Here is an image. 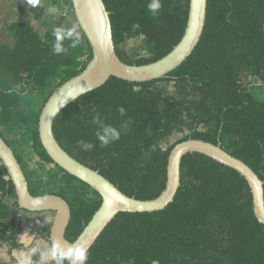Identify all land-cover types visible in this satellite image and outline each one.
<instances>
[{"label": "trees", "instance_id": "1", "mask_svg": "<svg viewBox=\"0 0 264 264\" xmlns=\"http://www.w3.org/2000/svg\"><path fill=\"white\" fill-rule=\"evenodd\" d=\"M40 1L72 11L70 0ZM102 1L116 56L124 64L153 63L183 35L189 0H159L156 13L148 7L153 0ZM5 30L12 44L0 45V137L20 165L30 195H55L68 204L64 237L73 242L101 198L47 156L38 119L50 95L85 69L91 48L78 25L73 38L62 41L65 51L59 55L53 51V29L40 35L16 20ZM130 40L136 45L125 48ZM262 86L264 0H207L203 33L179 67L144 83L111 77L63 109L52 132L69 156L137 200L159 196L170 150L189 139L219 145L264 183V102L251 92ZM97 116L119 132L118 140L101 145L99 125L93 123ZM85 142L94 147L84 150ZM34 214L18 207L0 162V248L6 247L9 257L0 264H18L13 251L30 254L32 264L40 261L34 243L24 247L17 240ZM50 224L37 235L46 243ZM87 255L86 264H151L154 259L159 264H264V226L254 217L243 177L204 155L189 153L181 160L172 203L152 213H119Z\"/></svg>", "mask_w": 264, "mask_h": 264}, {"label": "water", "instance_id": "2", "mask_svg": "<svg viewBox=\"0 0 264 264\" xmlns=\"http://www.w3.org/2000/svg\"><path fill=\"white\" fill-rule=\"evenodd\" d=\"M70 2L76 23L91 48L92 58L80 74L58 87L47 99L38 119V136L42 148L55 165L88 185L101 198L99 208L73 242L64 237L70 220L68 204L55 195H30L20 165L0 137V162L14 187L18 207L30 213H54L47 237L50 249L57 244L62 250L83 245L88 252L119 213H152L165 209L177 193L180 163L189 153L204 155L243 177L251 192L254 217L264 226V183L246 164L219 145L193 139L176 144L167 158L164 190L156 198L142 201L124 195L97 171L74 160L60 147L52 132L53 122L63 109L80 96L98 89L111 77L129 83H144L165 77L179 67L191 55L203 33L207 0H189L187 22L178 44L161 59L141 66L124 64L116 56L109 13L102 0Z\"/></svg>", "mask_w": 264, "mask_h": 264}, {"label": "rangeland", "instance_id": "3", "mask_svg": "<svg viewBox=\"0 0 264 264\" xmlns=\"http://www.w3.org/2000/svg\"><path fill=\"white\" fill-rule=\"evenodd\" d=\"M23 20L33 26L37 32L42 35L45 31L53 29H77L76 20L71 10L51 8L43 4L40 0L38 3H29V0H0V45H11L12 38L6 32L5 26L12 21ZM136 45L135 40H130L125 44V48L131 49ZM252 95L255 100L264 102V86L252 89ZM53 214L38 213L31 216L29 222L24 226L23 233L17 238L18 242L25 247L34 243V249L39 254L40 261L37 264L48 263L41 261V254H47L50 246L45 240L37 237L44 233L47 225L51 223ZM23 253V256L21 255ZM12 256L18 264L24 257L29 256L26 252L13 251ZM7 248H0V260L8 261Z\"/></svg>", "mask_w": 264, "mask_h": 264}, {"label": "clouds", "instance_id": "4", "mask_svg": "<svg viewBox=\"0 0 264 264\" xmlns=\"http://www.w3.org/2000/svg\"><path fill=\"white\" fill-rule=\"evenodd\" d=\"M29 3L36 4L38 0H29ZM149 10L153 13H156L161 5L159 0H153L151 4H149ZM55 43L53 45V51L55 54L59 55L65 51L63 47L62 41L68 38H73V32L71 30L65 31L63 29H56L54 32ZM78 43V38L73 39V43L71 47H76ZM120 113H124V109H119ZM93 123L99 125V131H97V139L101 142V145H108L110 142L119 139V132L116 131L111 126L104 125L99 117H95ZM94 147L92 143L85 142L83 144L84 150H91ZM35 251V249H33ZM23 256V253H21ZM48 259H52L55 261V264H64L65 261H68L69 264H86L88 260L87 249L83 245L76 247H69L66 250L60 249V246L57 244L47 254H41V261L46 262ZM21 264H32L30 254L27 257H24L21 261ZM151 264H159V261L154 259Z\"/></svg>", "mask_w": 264, "mask_h": 264}, {"label": "flooded vegetation", "instance_id": "5", "mask_svg": "<svg viewBox=\"0 0 264 264\" xmlns=\"http://www.w3.org/2000/svg\"><path fill=\"white\" fill-rule=\"evenodd\" d=\"M25 247V246H24ZM27 253V252H26Z\"/></svg>", "mask_w": 264, "mask_h": 264}]
</instances>
